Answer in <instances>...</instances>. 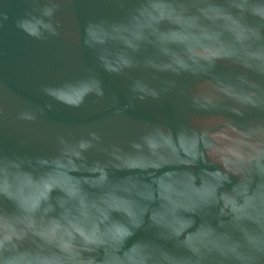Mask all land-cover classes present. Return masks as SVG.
I'll return each instance as SVG.
<instances>
[{
  "label": "clouds",
  "instance_id": "1",
  "mask_svg": "<svg viewBox=\"0 0 264 264\" xmlns=\"http://www.w3.org/2000/svg\"><path fill=\"white\" fill-rule=\"evenodd\" d=\"M105 2L123 18L90 20L74 39L105 72L130 81L127 104L112 96L106 120L37 130L52 102L81 108L89 96L106 98L93 68L42 83L44 106L26 102L10 117L0 102V130L12 124L26 134L20 143L34 137L53 148L0 151V264H264V0ZM24 3L14 19L0 3V29L11 19L41 43L66 36L59 14L74 0ZM219 62L230 70L218 74ZM183 76L196 86L180 87ZM174 92L193 112L235 125L229 153L213 161L203 127L174 132L123 118L136 100ZM251 112L260 115L241 123L222 115ZM141 230L152 238L128 246Z\"/></svg>",
  "mask_w": 264,
  "mask_h": 264
},
{
  "label": "water",
  "instance_id": "2",
  "mask_svg": "<svg viewBox=\"0 0 264 264\" xmlns=\"http://www.w3.org/2000/svg\"><path fill=\"white\" fill-rule=\"evenodd\" d=\"M10 16L14 19L23 14L27 7L24 0H6ZM5 3V0H0ZM124 13L119 8L105 2V0H74V4H66L64 11L59 14L66 36L49 40L46 43L35 41L18 31L10 19L3 29H0V102L7 105L10 117L18 106L23 103L44 106L49 98L40 91L42 83L58 82L66 78H76L83 74L87 68H93L103 82L106 98L98 102L95 96L86 98V104L81 108H70L63 104L53 103L51 110L45 109L43 120L35 126L38 131H47L51 124L83 126L95 121H103L111 117L108 109L112 96L119 97V107L128 103V86L130 81L122 76H116L105 72L97 63L92 50L77 44L74 37L79 34L83 37L86 24L90 20L108 17L113 20L122 19ZM224 62L217 64L216 71L223 74L229 71ZM235 70V69H231ZM135 76L140 73H133ZM179 86L183 88L195 87L197 81L190 76L177 78ZM185 104L183 110L179 105ZM186 98L172 93L160 99L136 100L134 106L125 109L123 118L127 121L166 125L174 132L182 125L203 127L209 138V157L216 161V153L227 154L231 151L234 142L240 135L239 130L219 118L205 113H195L186 106ZM236 123L245 119H255L260 114L249 113L246 117H239L230 113L222 114ZM32 127V126H29ZM119 126L109 125L111 135ZM20 129L9 124L7 128L0 130V151L9 155H49L53 148L50 143L39 138L29 137L27 143H20V138L25 136ZM91 159H97V154H92ZM129 173L115 172L114 178ZM11 207V205H8ZM197 222L199 220L197 218ZM152 233L143 230L130 238L128 246L137 240L151 239ZM171 248V244H168Z\"/></svg>",
  "mask_w": 264,
  "mask_h": 264
}]
</instances>
